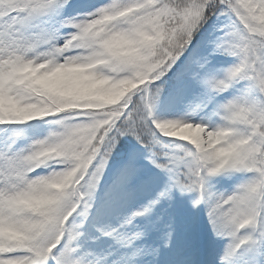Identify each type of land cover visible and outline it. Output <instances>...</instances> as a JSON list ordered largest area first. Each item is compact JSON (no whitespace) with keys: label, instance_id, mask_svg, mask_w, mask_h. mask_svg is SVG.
<instances>
[{"label":"snow or ice","instance_id":"1","mask_svg":"<svg viewBox=\"0 0 264 264\" xmlns=\"http://www.w3.org/2000/svg\"><path fill=\"white\" fill-rule=\"evenodd\" d=\"M0 264H264V0H0Z\"/></svg>","mask_w":264,"mask_h":264}]
</instances>
